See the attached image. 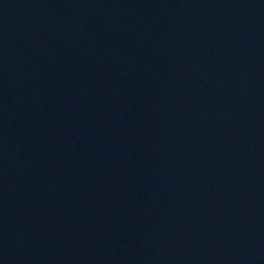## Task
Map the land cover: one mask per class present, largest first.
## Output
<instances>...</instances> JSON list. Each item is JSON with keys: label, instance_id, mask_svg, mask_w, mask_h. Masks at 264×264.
Wrapping results in <instances>:
<instances>
[{"label": "water", "instance_id": "95a60500", "mask_svg": "<svg viewBox=\"0 0 264 264\" xmlns=\"http://www.w3.org/2000/svg\"><path fill=\"white\" fill-rule=\"evenodd\" d=\"M0 264H264V0H0Z\"/></svg>", "mask_w": 264, "mask_h": 264}]
</instances>
